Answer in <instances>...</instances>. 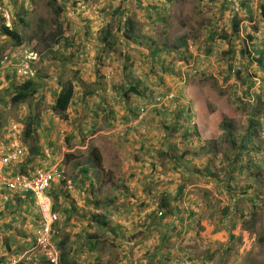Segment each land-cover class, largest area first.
Listing matches in <instances>:
<instances>
[{
	"label": "crops",
	"instance_id": "obj_1",
	"mask_svg": "<svg viewBox=\"0 0 264 264\" xmlns=\"http://www.w3.org/2000/svg\"><path fill=\"white\" fill-rule=\"evenodd\" d=\"M50 1L28 0V3L29 6L48 7ZM256 1V8L264 3L260 2L261 0ZM177 2L178 0H57V5H63L65 10L57 17L60 28L58 33L44 35L43 40L39 38L42 35L36 29L32 33L34 36L31 39L37 42V47L44 43L40 60L44 62V68L49 69L45 75L43 74L44 85L39 88L41 98L47 102L43 104L44 109L38 110L43 116L40 118L39 127L42 140L38 139L40 154L34 156L29 154L28 147L21 144L27 150L26 157L20 164H12L5 168L4 172L10 170V173L17 175L16 172L21 170V173H26L23 175L29 177L41 169L61 166L72 177L70 180H73L74 188L71 192L63 191L61 185L53 186L50 192L61 189L63 199L60 198L62 205L58 212L61 219L55 227V234L60 233L57 236L58 241H64L68 250L73 249L71 258L76 263L88 255L93 264H221L222 260L225 261L217 258L219 252L222 254L225 252V249H221L219 237L216 236L220 231L213 230L214 236L209 234V224L203 219L196 218V209L201 203L198 200H203H197L199 195H194L195 189H191V193L187 191L186 181L190 180L189 175L197 177V173L187 174L188 167L183 163V166L177 169L178 175L175 176L179 180L184 179L177 193L172 192L173 189L168 183L160 186L165 189L163 191L158 189V193L155 188L146 191L145 188L141 190L142 186H139L144 178L154 182L155 172L152 173V165L155 162L150 159H157L154 158L155 153L161 157L160 154L166 151L159 150L168 148L170 151V148L175 146L183 149L195 144V138L191 136V133L195 132L194 112L179 103L177 98L184 99L181 98L178 86L171 85V81L176 79L171 74L164 73L165 52L169 55L185 56L187 48H192V45L184 48L186 46L184 44L179 50L175 49V45L182 43V40L172 42L164 31L175 12L180 11L176 6ZM209 2L212 3V0ZM0 3L1 7L11 6L12 25H19L16 21L19 19L24 29L31 30V24L26 22L25 18L36 14L35 7L25 8L23 0H0ZM225 3L227 0L222 1L221 5ZM242 5L245 6L241 3ZM245 7L246 14L251 19L255 9L252 4L251 6L246 4ZM7 18L10 19L9 16ZM39 27L37 24L38 29ZM22 46L24 45L20 47ZM164 46H167L166 50L163 49ZM32 49L30 50L33 51ZM178 65L180 64L175 66V71L179 70ZM15 73L18 77L14 67L12 78L7 81L8 88L11 82L15 81H13ZM23 80L18 79L19 84ZM68 81L75 84V96L68 110V118L61 120L53 114L50 107L62 85ZM132 88H136L140 94H136ZM174 92L176 98L171 104L172 107L149 110L150 113L148 112L144 123L135 122L139 107L143 104L142 102L136 106L135 101L138 102L139 98L153 99ZM188 112L192 116L190 121H187ZM166 115L176 117L175 120L170 118L167 121L180 123L178 132L173 133L174 125L168 130L169 127L164 129L161 127L164 122L162 125L158 123V117L163 121ZM166 134L169 144L162 141L160 146L164 148L156 149L155 143ZM99 141L116 144L118 149L127 151L126 160L134 166L135 173L126 178L128 174L124 171L117 175L108 174L107 177L103 172L100 174L102 181L97 185L102 186V192L100 194L98 192V196L94 198L77 187L79 181H82L80 172L82 165L86 163L83 161L77 168L74 166L76 160L73 157L78 156L77 151H81V155H87L92 148H98L103 164L104 155L98 145ZM15 146L14 143L11 148ZM7 153L9 152L1 151L0 157ZM142 153L149 154V157L141 158ZM134 156H138L139 160ZM168 160L170 167L171 159ZM188 160L187 164L195 162L194 157H189ZM93 174L91 171V175ZM117 176H121L120 179ZM184 183H186L182 189L184 198L177 200L183 201L182 205L173 203L178 209L175 216L168 217L162 222L156 221L152 224L150 221L145 224L148 214L158 207L157 196L167 193L175 198L181 192ZM89 184L87 182V187ZM5 190L6 193L0 194V207H3L1 212L10 204L13 214H10L9 222H5L4 219L0 221V235L3 233L9 236L13 231L19 232L16 228L21 222L20 218L27 217L26 213H35L36 219L38 213L34 201L28 196ZM106 195L111 199L115 195L119 198L117 201L114 200L111 207L106 206L108 219L104 226L102 221L101 225L97 221L100 218L94 215L104 213V208H95L93 202L104 201ZM87 198L91 199V205L87 203ZM205 203L207 208L208 204ZM115 205L120 209L117 210ZM16 209L19 210L18 216L14 212ZM72 212L75 214L71 215ZM2 216L1 213L0 218ZM16 232L14 236L18 235ZM90 235L100 237L93 240L98 243L96 248L89 247ZM222 240L221 238V242L224 241ZM115 243L120 245L121 253L117 255L112 253L109 257L108 248H112ZM224 264L229 263L225 261Z\"/></svg>",
	"mask_w": 264,
	"mask_h": 264
},
{
	"label": "rangeland",
	"instance_id": "obj_2",
	"mask_svg": "<svg viewBox=\"0 0 264 264\" xmlns=\"http://www.w3.org/2000/svg\"><path fill=\"white\" fill-rule=\"evenodd\" d=\"M23 1L25 8L35 7L36 9V14L34 16L25 18V21L31 24V30L27 28L24 29V25H21L19 19L16 20L19 25H12L11 20L13 17L11 15V6L1 7L0 5V32L2 30V25H6L14 27L24 38V46L18 47L14 44L13 40L0 33V58L8 54L12 56L11 61L0 69V152L2 151L3 153L13 150L14 148L11 147L16 142L15 140H19L15 138L14 131L16 130H14V128L17 127L18 131H22L21 133L24 132L28 121L27 118L30 114V106L41 111V109H44L43 104H47L46 100L41 98V90H39L37 95L30 102L17 106L13 105L10 102L13 94V87L12 89L8 88L7 83V81L12 78V70L15 67L18 74L15 80L34 79L41 88L45 83V81L43 82L45 79L44 75L49 69L44 68V62L40 60L44 43H40V46L37 47V42L31 39L34 36L32 33L34 29H36V31L40 32L42 35L39 36V38L43 40L44 35L51 36L54 33H58L60 30L56 15H54L48 7L29 6L30 3H28V0ZM222 1L224 0H212L211 3L209 0H178L176 6L180 11L175 12L173 18L169 20L168 27L165 26L164 31L167 34L166 37L170 38V41L175 42L181 39V42L186 45V48L191 45L192 48H187L188 51L185 56L183 54L169 55L165 52L164 56L166 62H164V73L168 75L171 74L174 79H176L171 81V85L178 86L181 98L183 97L182 99H184L181 100L177 98L179 103L182 105L184 104L187 109H192L194 112L193 122L195 129L198 131V135L197 137L194 136L195 144L184 147L182 152L191 150L192 152L188 157H194L195 161L191 164L185 163V166L188 167L186 169L188 170L187 174H189V172L197 173V177L189 175L188 178H190V180L188 179V181H186L188 193H191V189H195L196 192L194 195H199L198 197L196 196L197 200H203H198L201 203L197 206L196 218L203 219L209 224V234H211V236L215 235V233L212 232L213 230L220 231L216 236L219 237L218 239L220 243H222L221 249H225V252L223 251L224 254L219 252L217 254L218 259H225L226 263L229 264H264V150L259 153H257V151L251 153V158L255 160L254 163L261 164L259 169H254V173H256L258 177L254 178L251 176V173L245 171L244 176H239L233 181L232 185L235 189L233 192H229L226 186H222V194H218L216 191L217 184L210 177L209 179L213 182H205V172H202L206 162V156L200 148L210 141H217L224 137L221 128L225 118L234 121L238 131L246 132L249 127L248 120L250 118L249 112L251 110V104L256 101L257 95L264 94V72L257 62V57L259 56L256 54V51L261 49L264 50V22L260 17L259 8H256L257 1L242 0L243 2H241L237 0H227V3L221 5ZM260 2H264V0ZM241 3L250 6L252 4V7L256 10L255 12L253 9L254 12L251 16L252 20L249 19L246 14V7L243 5L241 6ZM7 16H9L10 19H8ZM39 19L47 21L48 26L44 25L38 29L37 24ZM234 19L240 22V34L238 38L232 40L233 50L235 51L234 59H232V55L229 53L231 45L222 37L224 34H232ZM214 33L216 34V39L209 41L210 34ZM249 37H252L253 40H250ZM245 49L248 53H243ZM209 50L211 51L210 53H208ZM185 58H187V60ZM262 60L264 62V54ZM188 61H190V63ZM178 63L180 64L177 66L179 70L175 71V66ZM229 63L233 65L235 71H241L242 78H239L236 73L232 72L231 77L228 79L230 73ZM45 65L47 66V64ZM183 77H185V79H183ZM252 81L255 84H252ZM166 95L161 96L164 97ZM174 95L176 98L175 92ZM151 100L152 99H148L147 101L150 103ZM142 102L144 103L145 99L139 98L138 102L135 101L136 106H139ZM170 107L172 106L170 105ZM161 108L156 106L149 108V110H160ZM185 111L187 112L186 109ZM40 117L43 118V116ZM170 118L173 120L176 119V117L166 115L165 119L162 121V119L158 117V123L162 125V122H164V124L167 125L165 126L163 124V126H161L163 129L169 127L168 130H170L174 125V123L167 121V119ZM261 122L264 124V115L261 116ZM158 123L155 124L158 125ZM39 130L40 129H38V135L41 141L42 137ZM162 141H167L169 144L167 134L160 141L155 143L156 149L164 148V146H160ZM256 142L264 149V131L261 129L257 130ZM187 144L188 142L185 143V145ZM98 145L104 155L102 167H104L103 169L106 177L108 174L117 175L124 171L128 174V176H126V178H128L135 173L134 166L130 165V162L126 160L127 151L118 149L116 144L112 145L105 141L104 143L99 141ZM148 145L150 146V144ZM16 146L18 145L16 144ZM220 148L221 156L226 157L232 155L231 144L229 142H225ZM165 149L159 151H168V148L167 150ZM77 155H81V151H77ZM148 155L149 154L142 153L140 157L148 158ZM155 156L154 158L157 159H150L155 162L152 165V173L155 172L153 174L155 175L154 182L144 178L139 184V186H142L140 189L143 190L145 188L147 191L149 188H155L156 192L158 189L163 191L165 187L160 186L168 183L170 184V188L173 189L172 192L175 191L177 193L184 179L179 180L175 178L179 171L173 169L172 166L169 167L167 163L169 160L167 157H159L157 153H155ZM135 158L139 160L138 156ZM217 162L218 159L214 158L213 167L215 171H218L216 166ZM249 162L250 159L245 157L244 163L246 164ZM250 164H252V161ZM8 172L10 173V170H7V173ZM219 172L223 175L224 171L220 170ZM68 177L72 179L71 176L68 175ZM120 177L121 176H117L118 179H120ZM118 179H116V181H118ZM71 181L73 182V180ZM249 184L253 187H250ZM130 187L133 188L132 185ZM6 192L4 188H0V194ZM165 196H167V193L159 194L157 199L159 200ZM66 197L70 196L66 195ZM249 198H254L255 204L249 202ZM147 200L149 199H146V201ZM54 202L55 206H57L56 208L60 210L61 203L59 201H53V203ZM181 202L178 201L177 203ZM205 202H211L210 210L206 208ZM120 203L122 204L123 202ZM228 205L233 207L232 213L226 217H222L219 211H222L224 207ZM253 207H256V209H253ZM2 208L3 207H0V215L1 213L3 215L0 221L4 219L5 222H9L11 217L10 214H13V211L11 208L5 207V211L1 212ZM238 209H242L244 213L248 215L245 221L240 219L241 213ZM14 212L16 213L15 215L18 216L19 210L16 209ZM251 212H254L256 216L252 217L250 214ZM26 214L27 217L20 218L21 222L16 228L19 231L18 233L13 231L9 236L3 233L0 235V256L5 253L4 256H6L7 260H10V264L13 262H15V264H39L31 262L33 259H31L30 256H28V259L26 258L28 252L33 247L35 228L38 225L39 216L38 219H36L37 216L35 213ZM233 219H236L238 224L235 229L230 230V228L227 227H231ZM14 232L18 235L14 236ZM232 235H234V239H232ZM221 238L224 240H222L223 242H221ZM9 246H11L14 251L25 250L18 257H15L11 255L12 253L8 250ZM104 246L107 247V245ZM112 246V248H108L109 257H111L112 253L113 255H117L119 252L121 253V248L118 243ZM218 247L220 248V246ZM225 261L222 260L221 264H224ZM76 264H93V262L88 255L86 258L80 259Z\"/></svg>",
	"mask_w": 264,
	"mask_h": 264
},
{
	"label": "trees",
	"instance_id": "obj_3",
	"mask_svg": "<svg viewBox=\"0 0 264 264\" xmlns=\"http://www.w3.org/2000/svg\"><path fill=\"white\" fill-rule=\"evenodd\" d=\"M57 0H51L48 3V7L51 9V11L53 12L54 15H56V17L60 16L65 10H64V6L63 5H57ZM246 6V5H245ZM259 12H260V16L261 19L264 22V3L259 5ZM252 20V17H251ZM239 21H237L236 19H234V23H233V30H232V34H224L222 38H224L228 44L231 45V50H229V53L232 55V59H234L235 56V51L233 50V39L235 40V38L239 37L240 34V25H239ZM48 26L47 21L45 20H40L38 22V26L42 27V26ZM27 27V25H25ZM1 35L6 36L7 38L11 39L14 41V44L18 47H20L21 45H23L24 43V38L19 34V32L14 28V27H9L6 25H2L1 28ZM56 37V36H55ZM55 37L53 39H55ZM250 40H253L252 37H249ZM214 39H216V34H210L209 36V41H213ZM58 42V40L56 41ZM184 46V44L179 43L177 45H175V49L179 50L180 48H182ZM184 48H186V46H184ZM164 50L167 49V46H164L163 48ZM211 51L209 50L208 53H210ZM243 53H248L247 50L245 49V51H243ZM256 54H258L259 57H257V62L260 64L261 69L264 72V62L262 60L263 54H264V50H259L256 51ZM12 58V56H10V59ZM229 75H228V79L231 77L232 72L236 73L237 76L239 78L241 77V71H235L233 68V65L231 63H229ZM18 75V74H17ZM14 77H16V73L14 74ZM226 79V80H228ZM15 79H13L14 81ZM239 80H243V79H239ZM252 84H255L252 81ZM263 85H264V81H263ZM13 87V91H12V97H11V103L15 106L20 105V104H24L27 102H30L38 93L40 85L37 84L36 81H34V79H24L20 84L18 81H14L13 83L11 82V86L10 89H12ZM264 87V86H263ZM132 90L134 92H136V94H140L138 92V90L136 88H132ZM249 90V88H248ZM74 96H75V84L72 81H68L66 83H64L62 85V89L61 91L57 94V97L54 101V103L51 105L50 109L53 112V114L58 117L61 120H66L68 118V110L71 107L73 100H74ZM152 101V100H151ZM150 104L147 100H145V102L143 103V105H148ZM37 107V106H36ZM30 114L28 115L27 118V124L25 126L24 132L22 137L20 138V142L21 144H24L28 147L29 150V154L31 153V155H39L40 154V147L38 146V142L40 139L39 135H38V129L40 127V123H41V115L40 112L38 111L39 109H35L32 106H30ZM264 115V94L262 95H257V99L256 101L251 104V110L249 112V127L246 130V132H242V131H238L237 130V126L235 125V122L232 121L231 119H224L223 124H222V131L224 134V137L217 140V141H210L207 144H205L204 146H202L200 148V150L202 152H204V155L206 156V162L204 165V168L202 170V172H205V182L210 183V182H215L216 185V191L218 194H222V186H226L227 189H229V192H233L235 189L233 187V181L237 179V177L239 176H244L245 171H248L249 173H251V176H253L254 178H257L258 175L256 173H254V169H259V167L261 166V164H255V160L254 158H251V153L253 151H257V153L263 151L264 149L260 147V145L257 144L256 142V135H257V130L261 129L262 131H264V124L261 122V116ZM191 114L190 112H188V118L187 121L191 120ZM179 124L180 123H175L174 127H173V133H175L176 131L178 132L179 129ZM198 131L195 129L194 133H191V136H195L197 137ZM225 142H229L231 144V151H232V155L223 157L220 155V150H221V146L222 144H225ZM183 149H178L175 147L170 148V151H166V152H162L160 154L161 157H167L171 159V166L173 167V169H178L179 167L183 166V163L185 164V162H189L188 160V155L191 154V150H188L186 152H182ZM12 151V150H11ZM10 152V151H9ZM198 153V152H197ZM214 156V157H213ZM247 157L250 159V162L252 161V164L249 163H244V158ZM216 158L218 159L217 162V168L218 171H215L214 167H213V159ZM73 159H75V167H79L81 166V163L84 161V165H82V169H81V182L79 181V184H77V187L85 190L87 195H91L92 197L96 198L98 196V192L99 194L102 192V186H97L98 182L102 181L101 179V175L104 172V169L102 167V155L100 153V150L98 148H92L87 155H78V156H74ZM182 162V163H181ZM257 163V162H256ZM191 164V163H190ZM220 170H223V175L219 172ZM21 170L17 171L16 174H26V173H21ZM91 171L94 172L93 175H91ZM201 172V173H202ZM68 175V174H67ZM98 175V176H97ZM26 176V175H25ZM29 177H32L31 175ZM95 177V178H94ZM212 178L213 181L211 179ZM98 180V181H97ZM87 182H89V187H87ZM186 183H184L183 187H181L180 191L182 192V189L184 188V186ZM62 186L63 191H68L65 188V185L63 183H58V184H54L53 186ZM250 187H253L251 184H249ZM248 185V186H249ZM52 186V187H53ZM99 187V188H98ZM57 189V188H56ZM51 190V188H50ZM49 190V196L52 198L53 201H59L60 202V198L61 194L60 191L61 189H58L56 191H51ZM179 193L175 198H173L171 195H167L161 199L158 200V207L154 212H151L148 214L145 224L146 223H151L154 224L156 223V221H163L165 219H167L168 217L171 216H175V211H177L178 209L175 208V206L173 205L174 202H177V200H181L184 198V193ZM26 196H28L30 198V200H33L31 195L25 194ZM109 195L105 196L104 201H99L96 200L93 203L95 204V208L97 209H101L104 208V213L102 214H98V213H94V215L97 218V221L100 223L101 225V221L105 224L104 226H106L107 223V219H108V210H106V206L108 205L109 207H111V205L114 204V200L117 201V199L119 198L118 196L115 195V197H113V199H111V197H108ZM1 198V197H0ZM110 198V199H109ZM63 199V198H62ZM1 200V199H0ZM254 198H249L248 201L254 203ZM34 201V200H33ZM87 203L89 205H91V199L87 198ZM207 209L210 210L211 209V202H207ZM255 204V203H254ZM62 204H60L61 206ZM116 206V205H115ZM255 206V205H254ZM9 208L10 204L8 205ZM57 206H55V202L53 203V210L55 212H59L60 210H58L56 208ZM232 206L228 205L225 206L224 209L219 212H221L222 217H226L229 214L232 213ZM256 209V207H253V209ZM116 209L119 210L120 208L118 206H116ZM238 211H240L241 216L240 219L245 221L247 218V214L244 213V211L242 209H238ZM59 214V213H58ZM75 212H72L71 215H74ZM252 217L256 216L254 212L250 213ZM70 215V216H71ZM60 216V214H59ZM61 219V217H60ZM59 221L54 225V233H53V242L55 243V245L57 246V248L60 250L61 255H60V261L59 264H76L75 261H73V258H71V253L73 251V249H69L67 248V246L65 245V242L60 240L58 241V237L60 233H56L55 234V227L56 225L60 222ZM70 219V218H69ZM223 220V219H222ZM223 222V221H221ZM238 221L236 219H233V221L231 222V227H227L231 229H235L237 227ZM55 234V236H54ZM232 239H234V235L231 236ZM100 238L97 235H90V242H89V247L91 249L96 248V246L98 245V243L93 242L94 239H98ZM33 245H34V239H33ZM8 250L10 251V253H12L11 255H14L15 257H18L20 254H22L24 252L25 249H22V251H14L12 250V247L9 246ZM228 250V249H227ZM31 262H36L39 264H51L48 261H46V258L43 256H39L37 258H34L33 261ZM0 264H10V260L6 259V256L1 255L0 256Z\"/></svg>",
	"mask_w": 264,
	"mask_h": 264
},
{
	"label": "built area",
	"instance_id": "obj_4",
	"mask_svg": "<svg viewBox=\"0 0 264 264\" xmlns=\"http://www.w3.org/2000/svg\"><path fill=\"white\" fill-rule=\"evenodd\" d=\"M11 61L9 55L0 59V69ZM175 98L174 93L166 96H157L150 102L151 105L139 107L136 123L142 124L146 120L147 111L151 107L169 108ZM15 140L18 146L12 151L0 157V188H5L9 192L16 194L31 195L39 216V222L35 229L34 245L27 254L31 259L43 256L51 264H59L61 252L53 242L54 225L59 221L60 216L53 210V200L49 196V190L54 184L63 183L68 191L73 190L74 185L69 179L66 170L61 166L41 169L32 177L22 174L13 175L5 173L12 164H20L26 157V149L21 146L20 138L22 131L14 128ZM21 133V134H20ZM20 143V145H19ZM21 146V147H20ZM12 264H15L13 262Z\"/></svg>",
	"mask_w": 264,
	"mask_h": 264
},
{
	"label": "clouds",
	"instance_id": "obj_5",
	"mask_svg": "<svg viewBox=\"0 0 264 264\" xmlns=\"http://www.w3.org/2000/svg\"><path fill=\"white\" fill-rule=\"evenodd\" d=\"M9 56H11L10 54H8ZM1 59V58H0ZM22 135H23V133H22Z\"/></svg>",
	"mask_w": 264,
	"mask_h": 264
}]
</instances>
